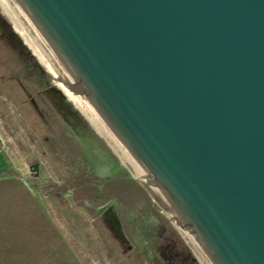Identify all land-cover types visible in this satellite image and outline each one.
I'll return each mask as SVG.
<instances>
[{
	"label": "water",
	"instance_id": "obj_1",
	"mask_svg": "<svg viewBox=\"0 0 264 264\" xmlns=\"http://www.w3.org/2000/svg\"><path fill=\"white\" fill-rule=\"evenodd\" d=\"M7 1L200 263L264 264V0Z\"/></svg>",
	"mask_w": 264,
	"mask_h": 264
},
{
	"label": "rangeland",
	"instance_id": "obj_2",
	"mask_svg": "<svg viewBox=\"0 0 264 264\" xmlns=\"http://www.w3.org/2000/svg\"><path fill=\"white\" fill-rule=\"evenodd\" d=\"M20 47L30 54L33 59L31 63L28 64L21 57ZM3 55H6L11 64V71L26 66L28 70L24 85L28 82L38 89L36 95L32 92L25 94L15 84L14 79H9L10 74L5 73L3 68L0 69V74L9 75L0 81V151L7 159L9 168L15 169L25 179L35 173L32 165L37 162L38 176L59 184L62 178L61 167L53 157L50 143L54 135L67 131L84 150L83 156H86L87 166L94 175L108 177L116 171L121 174L116 168L117 163L125 170L127 178L146 193L174 233L168 234L162 228H157L154 216L146 223L135 220L133 226H127L115 201L92 216L83 207L75 206L68 195L64 196L66 210L50 197L32 190L79 263L201 264L144 185L133 177L113 149L96 133L86 117L58 88L55 79L33 56L26 44L24 45L22 38L0 8L1 60L4 59ZM31 64L38 65L44 74ZM29 95L36 100L35 104L42 110L43 116L35 111L34 101L26 97ZM28 100L29 103H26ZM4 124L11 129V135L3 129ZM133 182L125 180L123 183L145 204L148 203L145 195ZM149 227L154 228L155 232Z\"/></svg>",
	"mask_w": 264,
	"mask_h": 264
},
{
	"label": "trees",
	"instance_id": "obj_3",
	"mask_svg": "<svg viewBox=\"0 0 264 264\" xmlns=\"http://www.w3.org/2000/svg\"><path fill=\"white\" fill-rule=\"evenodd\" d=\"M20 50L21 57L28 64L31 63L33 59L30 54L24 48L20 47ZM3 58L0 59V69L3 68L10 76L0 74V81L9 76V79H14L15 84L25 94L28 92L38 94V89L34 85L23 83L24 80L26 81L28 68L22 66L11 71L8 58L6 55H3ZM31 66L44 74L38 65L31 64ZM26 97L34 101L32 95ZM29 100L25 102L29 103ZM35 103L36 100L34 106H37ZM36 106L35 111L43 116L42 110ZM3 129L12 134L11 129L5 124ZM50 146L54 159L61 167L62 178L59 184L41 179L35 174L23 179L13 168L0 172V264H80L34 197L32 190L50 197L59 207L66 210L68 209L64 196L68 195L75 206L83 207L92 216L97 215L100 209L114 204L115 201L127 226H133L135 220L146 223L151 216H154L158 224L157 228H162L168 234L173 233L166 220L147 198L146 193L127 178L125 170L113 157L116 168L121 174L116 171L112 176L99 177L91 172L87 166L86 156H83L84 150L74 142V138L67 131H60L57 136L54 135ZM124 179L133 182L145 195L148 203L145 204L129 187L127 188L123 183ZM149 229L155 232L154 228L149 227Z\"/></svg>",
	"mask_w": 264,
	"mask_h": 264
},
{
	"label": "bare ground",
	"instance_id": "obj_4",
	"mask_svg": "<svg viewBox=\"0 0 264 264\" xmlns=\"http://www.w3.org/2000/svg\"><path fill=\"white\" fill-rule=\"evenodd\" d=\"M0 8L3 13L9 18L12 23L14 30L16 33L22 38L24 44L32 51L35 55L39 63L44 66V68L49 72V74L55 79V83L58 88L62 91V93L72 102V104L83 114L89 123L92 125L94 130L100 135L107 144L113 149L115 154L119 157L123 165L132 173L133 177L141 183L135 173L132 171L130 166L115 148L110 139L106 136V134L102 131V129L98 126V124L94 121V119L90 116V114L86 111V109L82 106L79 100L75 97V95L71 92V90L64 83L58 72L55 70L51 62L48 60L44 52L41 50L37 42L34 40L30 32L27 30L23 22L20 20L14 9L11 7L7 0H0ZM142 184V183H141ZM143 185V184H142ZM154 200V199H153ZM155 201V200H154Z\"/></svg>",
	"mask_w": 264,
	"mask_h": 264
},
{
	"label": "crops",
	"instance_id": "obj_5",
	"mask_svg": "<svg viewBox=\"0 0 264 264\" xmlns=\"http://www.w3.org/2000/svg\"><path fill=\"white\" fill-rule=\"evenodd\" d=\"M6 169H9V163L4 154L0 151V172Z\"/></svg>",
	"mask_w": 264,
	"mask_h": 264
}]
</instances>
